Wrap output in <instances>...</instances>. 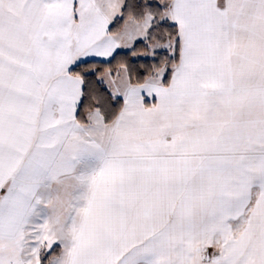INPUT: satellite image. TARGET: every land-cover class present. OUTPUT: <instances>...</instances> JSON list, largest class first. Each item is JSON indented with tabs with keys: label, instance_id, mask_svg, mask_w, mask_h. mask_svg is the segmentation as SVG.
<instances>
[{
	"label": "snow or ice",
	"instance_id": "snow-or-ice-1",
	"mask_svg": "<svg viewBox=\"0 0 264 264\" xmlns=\"http://www.w3.org/2000/svg\"><path fill=\"white\" fill-rule=\"evenodd\" d=\"M0 264H264V0H0Z\"/></svg>",
	"mask_w": 264,
	"mask_h": 264
}]
</instances>
